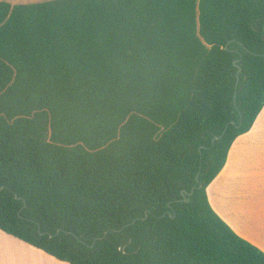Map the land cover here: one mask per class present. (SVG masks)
Returning <instances> with one entry per match:
<instances>
[{"label": "trees", "instance_id": "16d2710c", "mask_svg": "<svg viewBox=\"0 0 264 264\" xmlns=\"http://www.w3.org/2000/svg\"><path fill=\"white\" fill-rule=\"evenodd\" d=\"M263 109L264 0L0 2V230L68 264H264L207 197Z\"/></svg>", "mask_w": 264, "mask_h": 264}, {"label": "crops", "instance_id": "0c3cea01", "mask_svg": "<svg viewBox=\"0 0 264 264\" xmlns=\"http://www.w3.org/2000/svg\"><path fill=\"white\" fill-rule=\"evenodd\" d=\"M52 0H0L12 5ZM214 212L241 238L264 252V109L252 130L231 147L227 163L207 188ZM0 264H68L0 230Z\"/></svg>", "mask_w": 264, "mask_h": 264}, {"label": "water", "instance_id": "95a60500", "mask_svg": "<svg viewBox=\"0 0 264 264\" xmlns=\"http://www.w3.org/2000/svg\"><path fill=\"white\" fill-rule=\"evenodd\" d=\"M231 125H234V126H235L236 123H235V122H232ZM228 127H229V126H227L226 129H225V131H224V135L227 133ZM219 139H221V137H217V138H216V140H219ZM184 194H185V193H184Z\"/></svg>", "mask_w": 264, "mask_h": 264}]
</instances>
